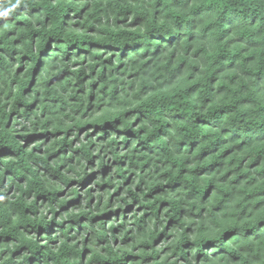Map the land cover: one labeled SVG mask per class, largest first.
<instances>
[{"label":"trees","instance_id":"obj_1","mask_svg":"<svg viewBox=\"0 0 264 264\" xmlns=\"http://www.w3.org/2000/svg\"><path fill=\"white\" fill-rule=\"evenodd\" d=\"M0 264H264V0H0Z\"/></svg>","mask_w":264,"mask_h":264},{"label":"clouds","instance_id":"obj_2","mask_svg":"<svg viewBox=\"0 0 264 264\" xmlns=\"http://www.w3.org/2000/svg\"><path fill=\"white\" fill-rule=\"evenodd\" d=\"M15 7H17V5L13 4L10 8H6L5 10L0 11V16H7Z\"/></svg>","mask_w":264,"mask_h":264}]
</instances>
